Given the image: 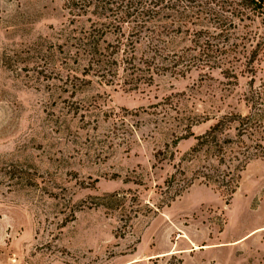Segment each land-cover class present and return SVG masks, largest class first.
I'll list each match as a JSON object with an SVG mask.
<instances>
[{
  "label": "rangeland",
  "instance_id": "374dc122",
  "mask_svg": "<svg viewBox=\"0 0 264 264\" xmlns=\"http://www.w3.org/2000/svg\"><path fill=\"white\" fill-rule=\"evenodd\" d=\"M186 5L119 33L114 11L0 0V264H264V25L217 36L213 0ZM250 115L247 146L222 139L261 158L233 195L207 186L196 138Z\"/></svg>",
  "mask_w": 264,
  "mask_h": 264
},
{
  "label": "trees",
  "instance_id": "16d2710c",
  "mask_svg": "<svg viewBox=\"0 0 264 264\" xmlns=\"http://www.w3.org/2000/svg\"><path fill=\"white\" fill-rule=\"evenodd\" d=\"M173 1H175V4L172 3ZM196 1L197 0H117L111 2V0H66V3L72 11H80L81 14H79V16L86 15L89 9H94L95 12L99 9L114 11L111 16L99 14L97 18L98 20L106 19L107 21H110V25H113L115 20H118L119 24H116V26H120L118 29L119 33H121V30L123 29L122 25L131 23L129 20L133 17L139 22V26H142V28H145L146 26L149 27V24L153 25V23H159L164 15L170 13L176 16V18L178 17L179 19L187 20L191 15H188L185 11L181 12L180 9L182 7L180 6V3L187 4L186 8L193 11L195 8L193 4H195ZM213 3L216 7H219V12L211 13L214 20L217 19L219 21L216 31L219 30L221 33L217 36L220 34L222 35L228 30L224 21L231 18H239L240 21L246 22L244 27L254 24L256 20H259L260 23L264 25V0H213ZM172 4L173 6H171ZM178 7L179 10H175ZM225 13H228L229 16H225ZM119 14L121 16H119ZM247 22L250 23L247 24ZM234 25L235 22L230 20V26ZM157 27L158 26L155 25V29L150 33L148 32L149 28L145 31V33H148L147 37L149 40V46L154 48H158L163 39V32L157 30ZM133 29L136 30L138 27H134ZM158 29H160V27H158ZM90 50H94V47H91ZM255 54H257V52L256 50H253L252 55ZM259 123V118L251 115L245 117L225 116L212 126L203 136L197 137V145L192 149L191 155L204 151L207 156V164L202 168H198L197 174L199 176H197V178L202 179L207 186L214 187L217 185L220 190L227 187V193L233 195L239 187L241 172L244 171L250 161L261 158L260 154L257 152L256 146L259 143L257 142L253 147V140H249L252 144L243 151V146H247V140L252 139V135L260 129ZM232 124L237 125V137H239V140H241L240 142L243 145L239 148V151L234 150V146L237 142L236 140L230 138L225 140L222 139V131H225L226 129L230 130ZM251 148L256 150L251 151ZM228 177L230 178L228 179ZM176 182L177 174H174L166 182L168 185L167 193L174 192V196H177V194L184 192V190L191 185V181L188 180H178V182Z\"/></svg>",
  "mask_w": 264,
  "mask_h": 264
}]
</instances>
